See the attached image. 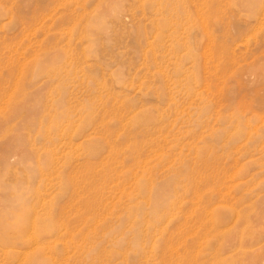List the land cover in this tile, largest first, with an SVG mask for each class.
Segmentation results:
<instances>
[{
  "label": "rangeland",
  "instance_id": "rangeland-1",
  "mask_svg": "<svg viewBox=\"0 0 264 264\" xmlns=\"http://www.w3.org/2000/svg\"><path fill=\"white\" fill-rule=\"evenodd\" d=\"M263 259L264 0H0V264Z\"/></svg>",
  "mask_w": 264,
  "mask_h": 264
},
{
  "label": "bare ground",
  "instance_id": "bare-ground-1",
  "mask_svg": "<svg viewBox=\"0 0 264 264\" xmlns=\"http://www.w3.org/2000/svg\"><path fill=\"white\" fill-rule=\"evenodd\" d=\"M242 243V242H241ZM242 249H244V248H242ZM246 249V248H245ZM250 250V249H249ZM246 251L244 250V252L242 253V254H244ZM257 259V258H256ZM264 260V259H263ZM262 260V262H263V264H264V261Z\"/></svg>",
  "mask_w": 264,
  "mask_h": 264
}]
</instances>
